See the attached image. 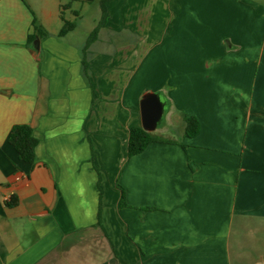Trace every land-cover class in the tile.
<instances>
[{"label":"crops","instance_id":"obj_1","mask_svg":"<svg viewBox=\"0 0 264 264\" xmlns=\"http://www.w3.org/2000/svg\"><path fill=\"white\" fill-rule=\"evenodd\" d=\"M47 1L0 0V264H264V0ZM147 93L168 125L128 157Z\"/></svg>","mask_w":264,"mask_h":264},{"label":"trees","instance_id":"obj_2","mask_svg":"<svg viewBox=\"0 0 264 264\" xmlns=\"http://www.w3.org/2000/svg\"><path fill=\"white\" fill-rule=\"evenodd\" d=\"M63 19V18H62ZM32 33L28 35V44L31 45L35 38L42 39L47 37V33L42 30V28L38 25L37 21L34 19L32 21ZM75 23L68 22L63 19V25L60 31L58 32V37H63L69 31L74 29ZM97 33V28L92 31V33L88 36L86 41V45L83 49L84 56L89 45L95 40ZM86 59L83 57L82 59V67L83 74L87 76L86 71ZM185 121V135L187 137H193L198 132V123L197 121L190 117L184 118ZM160 138L154 136L152 133L145 132L141 126L131 127L129 129L128 135V144H127V156L131 157L133 155L141 153L146 146L155 141H159ZM9 144L16 151L19 160L33 165L35 160V148L38 144L37 138L33 135L32 128L29 125H15L11 129L9 138ZM14 203H8V206H13Z\"/></svg>","mask_w":264,"mask_h":264},{"label":"water","instance_id":"obj_3","mask_svg":"<svg viewBox=\"0 0 264 264\" xmlns=\"http://www.w3.org/2000/svg\"><path fill=\"white\" fill-rule=\"evenodd\" d=\"M40 41L38 38L32 43L34 50L39 49ZM141 128L148 133H152L159 126L165 115V105L158 94L147 93L139 101Z\"/></svg>","mask_w":264,"mask_h":264},{"label":"rangeland","instance_id":"obj_4","mask_svg":"<svg viewBox=\"0 0 264 264\" xmlns=\"http://www.w3.org/2000/svg\"><path fill=\"white\" fill-rule=\"evenodd\" d=\"M57 0H48L47 1V4H48V6H49V8H52L53 9V11H56V9H57V2H56ZM66 3H68V1H64L63 2V4H66ZM73 9H77V7L75 6V8H73ZM65 11V19H67V20H71L72 19V15H71V13H70V10H64ZM49 29H54V28H49ZM165 110H166V108H165ZM166 123H167V118H166V115H164V117L162 118V120H161V122H160V124H159V126L156 128V129H158V128H160V127H162V126H164L165 125V127H167V125H166ZM173 138H175V139H177L178 138V136H176V135H172V134H170Z\"/></svg>","mask_w":264,"mask_h":264}]
</instances>
